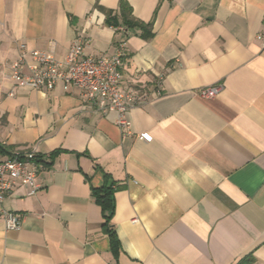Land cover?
<instances>
[{"label":"crops","instance_id":"obj_1","mask_svg":"<svg viewBox=\"0 0 264 264\" xmlns=\"http://www.w3.org/2000/svg\"><path fill=\"white\" fill-rule=\"evenodd\" d=\"M120 1L0 0V143L41 166L37 194L18 188L0 207L23 218L8 230L0 215V264H264V0H127L148 39L96 7ZM77 37L94 57L125 45L122 87L150 96L129 114L135 135L76 88L13 82L20 44L63 61ZM209 86L220 94L201 98ZM106 178L112 216L92 196Z\"/></svg>","mask_w":264,"mask_h":264},{"label":"built area","instance_id":"obj_2","mask_svg":"<svg viewBox=\"0 0 264 264\" xmlns=\"http://www.w3.org/2000/svg\"><path fill=\"white\" fill-rule=\"evenodd\" d=\"M257 39L264 51L263 30ZM88 41L77 37L63 61L52 53L38 50L28 51L24 44L19 45V58L10 66L11 78L19 88L50 92L56 85L62 84L65 90L76 88L85 98L88 106L104 115L110 112L118 114L117 126L123 136H133V124L130 112L150 100V96L140 90H127L122 87V69L125 57V45L121 44L113 56L94 57L85 54ZM157 93L161 84L157 86ZM221 86H209L199 90L203 99L215 98L221 92ZM141 141L151 142L148 133L136 135ZM41 166L35 150L16 149L11 156L0 159V207L14 190L23 188L28 196H34L41 189L37 182ZM6 228L18 230L23 218L19 214L0 210Z\"/></svg>","mask_w":264,"mask_h":264},{"label":"trees","instance_id":"obj_3","mask_svg":"<svg viewBox=\"0 0 264 264\" xmlns=\"http://www.w3.org/2000/svg\"><path fill=\"white\" fill-rule=\"evenodd\" d=\"M97 9L103 12L106 16V22L109 26L118 29L121 25L129 27H137L143 30L142 36L146 39L152 36V24L148 23L145 24L140 22L139 20L135 19L133 16L132 8L127 2V0L120 1V8L119 11L116 12L114 10H108L104 7L96 4ZM122 22V23H121ZM12 152L8 150L7 147L0 143V157H9L11 156ZM119 189L118 185L115 181H111L109 178H106L105 185L101 189H92V196L95 199V202L99 204L104 211L108 212L110 216L113 215L114 208H115V193ZM109 216V217H110ZM105 231L107 232L112 252L118 256L121 245L115 229L113 226H105ZM253 261L252 258L247 257L239 262V264H251Z\"/></svg>","mask_w":264,"mask_h":264}]
</instances>
